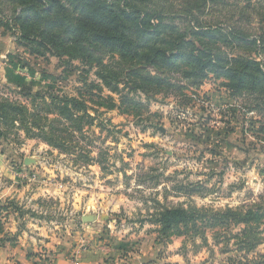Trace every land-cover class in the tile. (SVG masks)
I'll use <instances>...</instances> for the list:
<instances>
[{
    "label": "rangeland",
    "instance_id": "374dc122",
    "mask_svg": "<svg viewBox=\"0 0 264 264\" xmlns=\"http://www.w3.org/2000/svg\"><path fill=\"white\" fill-rule=\"evenodd\" d=\"M238 4L221 9V18L225 13L231 18L236 12L238 20L241 12L252 14L246 27L256 31L260 27L256 13H264V8L255 9L258 0H239ZM117 62L118 56L106 57L103 65L86 67L78 60L67 63L55 56L39 57L0 25L1 96L28 103L31 97L24 92L31 88L33 94L40 90L69 96L85 92L86 99L101 101L100 89L89 88L86 78L101 82L102 95H111L118 104L129 93L145 106L137 109L140 114L123 113L87 100L89 111L92 107L98 111L90 112L94 124L86 128V139L73 141V153L60 152L22 130L0 138V173L6 170L7 182H12V174L15 184L39 193L32 200L23 199L24 203L12 198L27 215L23 229H27L26 220L40 218L43 230L37 231L50 236L46 239L54 250L93 247V257L101 259L97 264H236L264 254V235L256 250L249 254L241 250L235 234L244 229L242 224L226 230L199 221L197 231L191 225L181 226L179 233L174 230L167 239L152 221L162 206H196L211 214L227 208L245 212L262 201L264 152L249 131L251 116L258 110L249 111L245 121L233 118L230 107L236 101L221 85L225 78L213 74L200 87L187 86L180 79L184 88L150 99L141 91L129 92L123 84L120 92H112L98 70L118 71ZM81 66L85 68L82 73ZM25 156L35 157L36 162L25 165ZM84 188L93 193L91 199ZM80 211L96 219L85 222ZM227 231L230 235H225ZM45 241L30 239L28 244L46 257L50 245Z\"/></svg>",
    "mask_w": 264,
    "mask_h": 264
},
{
    "label": "trees",
    "instance_id": "16d2710c",
    "mask_svg": "<svg viewBox=\"0 0 264 264\" xmlns=\"http://www.w3.org/2000/svg\"><path fill=\"white\" fill-rule=\"evenodd\" d=\"M238 3L239 0H0V25L39 57L55 56L67 63L78 60L86 67H94L103 65L106 57L118 56V71L109 67L98 70L102 83L112 92H120L119 85L123 84L129 92L141 91L150 99L184 88L180 79L187 86L200 87L210 74L224 77L221 85L236 101L230 107L233 118L245 121L249 111L258 110L251 116L249 131L255 145L264 152V13H256L260 27L254 32L246 27L252 14L241 12L238 20L236 12L231 18L225 13L221 18V9L230 10ZM256 5L255 9L264 8V0H258ZM218 11L221 13L216 16ZM83 80L89 88L103 90L101 82ZM27 90L25 95L31 97L28 103L0 95V138L22 130L27 137L60 152L73 153V141L88 137L86 128H91L95 119L90 112L98 110L92 107L89 111L87 100L123 113L134 110L140 114L137 109L145 107L129 93L123 94L118 104L100 90L97 96L101 101L86 99L85 92L69 96ZM10 209L24 214L13 199L0 204V213ZM210 212L196 206H162L156 209L152 221L158 225L159 235L167 239L174 230L179 233L181 226L191 225L197 231L200 221L226 230L244 225L235 236L241 250L248 254L262 243L264 198L245 212L232 208ZM258 254L257 258L235 263L264 264V254Z\"/></svg>",
    "mask_w": 264,
    "mask_h": 264
},
{
    "label": "crops",
    "instance_id": "0c3cea01",
    "mask_svg": "<svg viewBox=\"0 0 264 264\" xmlns=\"http://www.w3.org/2000/svg\"><path fill=\"white\" fill-rule=\"evenodd\" d=\"M25 158L26 156L24 157L23 162L25 161ZM9 175V172L6 170L3 173H0V204L5 203L8 199L12 198H16L20 203H24L23 199L32 200L37 196L39 197V193L34 192L37 191V189H32L31 191L33 193H30L28 192V186L15 184V182H13L15 180L12 178V174L10 176L12 182H7L6 179L9 178L5 177H9ZM83 190L86 197L91 199L93 193L87 188H84ZM88 194L89 196H87ZM33 208H35V206H33ZM26 216L21 215L12 209L0 213V264H97V262L101 260L98 257H93V254H96L93 247H91L93 250H81L76 245L73 250L69 251L64 250V248L59 251L54 250V245L48 240L50 236H46L43 232H40L43 230V223L39 220L40 218L35 219L31 217L26 220L27 229H23V221H25ZM32 227H34L35 230H33ZM15 235H17L16 238ZM35 236H38L40 239ZM12 238H15V241H12ZM30 239L40 242L46 240L45 243L50 245V255L45 257L43 254H40L38 250L31 248L28 244ZM79 241L80 243H89V240ZM80 246H85V248H87V245L85 244H81ZM91 251L94 253L92 254ZM76 253L77 255H75Z\"/></svg>",
    "mask_w": 264,
    "mask_h": 264
},
{
    "label": "water",
    "instance_id": "95a60500",
    "mask_svg": "<svg viewBox=\"0 0 264 264\" xmlns=\"http://www.w3.org/2000/svg\"><path fill=\"white\" fill-rule=\"evenodd\" d=\"M162 129V128H161ZM36 162V158L35 157H26L25 158V165H30ZM79 214L82 216V219L86 222V221H93L96 219V216L94 215H86L84 214L82 211L79 212Z\"/></svg>",
    "mask_w": 264,
    "mask_h": 264
},
{
    "label": "built area",
    "instance_id": "2783aa9c",
    "mask_svg": "<svg viewBox=\"0 0 264 264\" xmlns=\"http://www.w3.org/2000/svg\"><path fill=\"white\" fill-rule=\"evenodd\" d=\"M33 178H36V175L35 174L33 175Z\"/></svg>",
    "mask_w": 264,
    "mask_h": 264
}]
</instances>
